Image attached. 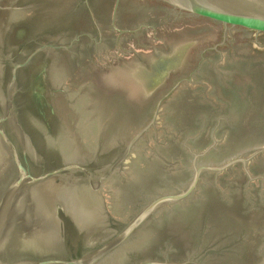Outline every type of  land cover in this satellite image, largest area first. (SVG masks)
<instances>
[{
  "label": "rangeland",
  "instance_id": "obj_1",
  "mask_svg": "<svg viewBox=\"0 0 264 264\" xmlns=\"http://www.w3.org/2000/svg\"><path fill=\"white\" fill-rule=\"evenodd\" d=\"M125 1L0 0V36L6 29L0 71L5 61L10 71L41 44L57 46L36 55L39 69L48 62L55 83L51 103L57 116L47 117L55 130L38 114L43 96L25 91L26 78L17 82L12 108H4L2 87L10 78L3 85L1 75L0 118L6 119L0 148L17 170L15 152L22 161L26 143L36 171L43 173L64 165L63 151L52 149L49 139L70 143L74 161L67 164L76 166L55 179L66 194L77 187L74 181L80 192L92 189L87 197L91 193L94 200L84 197L82 203L88 219L101 213L98 227H87L98 236L99 228L121 230L154 198L182 192L197 169L207 166L188 197L154 210L98 264H264V32L160 0ZM72 12L86 16L82 28L64 27L69 21L62 17ZM115 134L121 136L117 142L111 140ZM20 200L21 211L30 213L29 196ZM52 205L44 202L61 235L70 225ZM70 229L79 230L73 224ZM59 240L61 247L51 253L66 248ZM15 254L21 258L25 252Z\"/></svg>",
  "mask_w": 264,
  "mask_h": 264
},
{
  "label": "water",
  "instance_id": "obj_2",
  "mask_svg": "<svg viewBox=\"0 0 264 264\" xmlns=\"http://www.w3.org/2000/svg\"><path fill=\"white\" fill-rule=\"evenodd\" d=\"M165 3L172 5L175 8H178L183 11L190 12L197 16H202L206 18L213 19L224 24H230L233 26H240L246 29L256 30L259 32H264V0H160ZM119 0L116 2L118 5ZM4 4V3H3ZM2 6V5H1ZM0 6V7H1ZM7 28V25L5 26ZM6 29L1 34V42L5 39ZM47 46L51 48H57L53 44H41L38 48L34 49L24 61H18L14 63L11 67L12 77L9 80L8 86L4 85L2 96H3V106L6 110L12 108V98L13 94L16 91L18 72L20 68L26 67L33 58L37 55L39 50L46 48ZM5 61V60H4ZM6 64V61H5ZM3 68L5 65H2ZM8 80V79H7ZM3 82V81H2ZM5 89V90H4ZM6 119V116L3 115L0 118V123ZM18 127H20L19 122L16 120ZM21 128V127H20ZM23 128V127H22ZM25 130V129H24ZM24 137L28 139V136L25 134ZM30 142V139H29ZM22 148L20 153H22V161L19 159V154L16 150L15 158L17 164V170L15 169L14 176H10V179L6 184H0V211L6 206L4 200L7 196L17 195L18 201L20 199V192L15 188V184H24L29 185H38L49 177H54L65 173L66 170L74 168L76 165H71L64 163L63 166L59 168L49 169L43 173L36 171L34 164L32 163V158L29 156L27 149V144L22 143ZM207 166H202L197 169L191 184L182 192L176 194H166L161 195L157 198H154L146 207H144L139 214L131 221V223L124 226L119 231L109 232V230L98 231L99 236L87 237V233L92 232L93 230H79L83 231L80 236L83 239L81 245L82 251L78 252L77 250L70 252L67 249L63 248L60 252L46 253L43 255L37 254H25L24 257L28 260L30 259V264H98L103 259L108 257L111 253H114L116 250L124 246L134 235V233L140 228V226L146 221V219L152 214L154 210L160 206L174 201L182 200L188 197L197 187L200 180V174L202 171L207 169ZM14 183V184H13ZM17 184V185H18ZM16 185V186H17ZM15 188H13V187ZM13 189H12V188ZM11 190V191H10ZM24 193V192H23ZM31 194V193H30ZM42 195V192H39ZM44 194V193H43ZM13 196V197H14ZM15 201H12L8 204V208L12 206ZM18 203V202H17ZM57 216L62 214L67 215L62 204L56 202ZM68 216V215H67ZM72 220V218H71ZM72 222H74L72 220ZM101 229V230H102ZM62 231V230H61ZM62 235V234H61ZM63 243L66 245L65 241ZM64 247V246H63ZM147 264V263H145Z\"/></svg>",
  "mask_w": 264,
  "mask_h": 264
},
{
  "label": "bare ground",
  "instance_id": "obj_3",
  "mask_svg": "<svg viewBox=\"0 0 264 264\" xmlns=\"http://www.w3.org/2000/svg\"><path fill=\"white\" fill-rule=\"evenodd\" d=\"M125 2L126 1L124 0V3ZM131 6H132V2H131L130 7ZM136 6H138V5H136ZM132 7H134V6H132ZM137 10H140V9L138 8ZM140 11H142V10H140ZM5 13L6 14H10V16H13V17H15V15H16V13L13 14V12H10V11H8V12L5 11ZM7 26H8V24H7ZM59 34H61V33L59 32ZM2 71H3V69L0 71V76L2 75ZM55 76H57V75L55 74ZM57 78L55 79V82L56 81L58 82ZM65 84H67V83H65ZM96 91H98V90H96ZM90 99L91 98H89V100ZM112 99L113 98H111V100ZM115 100H116V98H115ZM118 100H120V99H118ZM89 102H91V101H89ZM107 102L109 103V101H107ZM110 102H111V104L113 103L112 101H110ZM79 103H80V105L81 104H84L85 103V100H81L80 99L79 100ZM94 104H96V103H94ZM89 106H91V105H89ZM113 106L111 105V107H113ZM118 107L119 106H117L116 108H118ZM86 108H87V106H86ZM100 110L101 109H99L98 111H100ZM101 112H98V113L101 114ZM75 113L77 114V112H75ZM98 113H96V114L98 115ZM118 117H120V115ZM89 119H90V117H89ZM11 123H12V121H11ZM33 123H34V121H33ZM101 123H102V121H101ZM36 124L38 126H40L39 125L40 123H36ZM125 128L127 130V127H125ZM83 134L85 135L84 137L86 138V140L91 143L90 145H93V143H94V136L89 132L88 128L87 129L86 128L84 129ZM116 135L117 134H115V136ZM115 136L111 140L115 139L116 142L119 141L121 136L119 137V135H117L116 138H115ZM64 141H65V139L60 140L59 138H54L53 141H52V139H49V145H50V147L52 149H58L59 148L60 150H62L63 151L62 159L64 160V163H67V162L72 161L73 158H74V156H73L72 151H68V149L70 148V143H67L66 144ZM108 142H111V141H108ZM31 152H29V153L31 154ZM8 156H9V152H6V151H4V150H2L0 148V184L1 183L6 184L7 181L10 179V176H14V174H15V169H13V167H11L9 165V161H8L9 160L8 159L9 157ZM59 176H66L67 177V174L66 175L65 174H61V175H58V177ZM55 178H57V177H55V176L54 177H51V178L49 177L48 179L44 180L42 183L38 184L37 186L36 185H29L27 183H24V184H18L17 183L18 185L17 184L13 185V186H15V188L17 190H19L18 192H20V195H21L20 196V199H22V198L23 199H27V197L29 196V201L27 200L25 202H28L26 204L30 208L29 209L30 210L29 211L30 213H28L27 210L24 211V212L21 211V209H22L21 208V205L24 204V203H22L23 201H21V200L20 201H17L19 203H17V202L15 203L14 202L12 204V206L10 208H8V204L10 202H12V201H15V199L17 198L18 193L15 196L12 195V196H7V197L4 198V200L6 202L5 203L6 206H4V208L1 209L2 211H0V264H30V260H28V258L27 259L22 258V257L20 258L19 254H18V257H17V254H15L14 258H12V255H14V253H20V252H25V254L43 255V254H46V253H51V251L55 250L56 248H60L61 247L62 243H60L59 237L62 238V235H60V233L58 232V227H55L54 218L52 217V215L50 216L51 209H48L46 206H44V202H46V201L50 202L51 205L55 201L54 202V205L51 206L52 208L56 205V202H59L60 204H62L63 207H64V209H65V212L67 213L68 216H70L72 218V220L74 221V224L77 227V229H79V230H89V228H87V227H89L88 226L89 224L90 225L93 224L94 227H96V228L98 227L97 226V222L99 221V219L101 220V213H100V215H98L97 218H96V216H94L93 218L91 216L90 219H88L89 216L86 215V212L84 211V210H87L88 207L87 206L84 207L83 206V203H82L84 197H85V200L87 198L86 202H88V200H89V202H91L90 199L92 198L91 196H93V195L90 193V197L91 198L90 197H87V196L89 194V191H91L92 189L90 190V188H85L84 187V188L81 189V192H80L79 191V189L81 188L80 185L75 184L76 181H74L73 182V185H74V187L75 186H77V187L72 188L73 190L71 189V193H67L66 194V193L63 192L64 190H62L63 187L61 188V181H60V179H59V182H57V180ZM70 179H71V177H70ZM54 180H55V182L52 183ZM48 185H49V187H47ZM66 185L69 186L68 184H66ZM66 189H68V188H66ZM36 190H38L39 192H43L44 191V193L46 195H48L50 199H46L45 197H42L40 195L41 196L40 199L36 201L37 196H38L36 194ZM86 192H87V194H86ZM23 206H25V205H23ZM37 207L40 209L41 214L40 213H38V214L36 213L37 212L36 211V208ZM76 212L79 215L77 217H76V214H77ZM80 212H82V213L80 214ZM12 215H14L15 218ZM17 215H18V217H17ZM49 218L52 221H50ZM100 223H101V221H100ZM96 228H94V230H96ZM98 230L100 231L101 229L99 228ZM86 235H87V237H89V234H86ZM91 237H98V235H96V233H93ZM45 246H46V248H43L41 250V247H45ZM11 259L14 260V262H11L12 261ZM8 261H10V262H8Z\"/></svg>",
  "mask_w": 264,
  "mask_h": 264
},
{
  "label": "flooded vegetation",
  "instance_id": "obj_4",
  "mask_svg": "<svg viewBox=\"0 0 264 264\" xmlns=\"http://www.w3.org/2000/svg\"><path fill=\"white\" fill-rule=\"evenodd\" d=\"M90 14L91 13H89V18L92 19V14H91V16H90ZM85 17H86L85 15H81V14L78 15L76 12H72L68 16H63L62 22L65 23V21L68 20L69 22L64 27H68L69 29H78V27H81V25L84 24L83 21L85 20ZM75 20H78V22H76ZM64 23H62V24L65 25ZM93 24L95 25V27H97V23H93ZM22 29L25 30L27 28L25 26H22ZM2 44H3V42H1V40H0V51L2 48ZM34 58H35V60H34ZM34 58L26 67L20 68V70L18 72L17 80L21 81V78H22V81H25V78H26L27 86H26L25 91L27 92L28 89H30V91H32V93H35V94H33L34 96H32V97H38L39 98L41 95L43 96V97H41L42 102H43L42 111L38 110V112H39L38 114H39V116H41L43 123H45L47 125L48 129L50 128L49 130L53 132L55 130L54 129L55 124L53 123L54 121H52V119L47 118V117L57 116L56 115L57 110L54 108L53 104L51 103V100L53 99L52 95H54V93L56 91L55 90V83H53V81H52V73H51V70H49V64H47L48 62L43 63V65H42L43 68H41V70H40L38 63L39 62L41 63V61H42L41 56H39V57L35 56ZM49 61H50V57H49ZM50 73H51V75H50ZM8 75H9V78H11L12 77V71L11 70L6 71V66H4L3 71H2V76H1L2 81H3L2 82L3 85L5 84ZM23 116H24V114H22V117ZM19 124L22 126L21 120H20ZM32 135L30 137H32ZM61 217L64 220V223L66 225L67 224L70 226H71V224L75 225L74 222H72L70 216L62 214ZM70 226H68V227L65 226L66 230L61 231L62 238L65 240V243H66L65 249H67L69 252L71 250H73V251L77 250L78 252H80V251H82L81 245L83 243V239L80 236L82 235L81 233H83V231L71 230Z\"/></svg>",
  "mask_w": 264,
  "mask_h": 264
}]
</instances>
